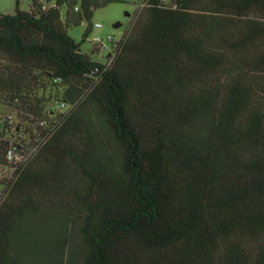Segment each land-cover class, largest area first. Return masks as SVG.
<instances>
[{
    "label": "trees",
    "instance_id": "obj_1",
    "mask_svg": "<svg viewBox=\"0 0 264 264\" xmlns=\"http://www.w3.org/2000/svg\"><path fill=\"white\" fill-rule=\"evenodd\" d=\"M44 1L0 15V264H264V0H137L110 64L67 30L123 0Z\"/></svg>",
    "mask_w": 264,
    "mask_h": 264
},
{
    "label": "rangeland",
    "instance_id": "obj_2",
    "mask_svg": "<svg viewBox=\"0 0 264 264\" xmlns=\"http://www.w3.org/2000/svg\"><path fill=\"white\" fill-rule=\"evenodd\" d=\"M38 1L45 4L44 0ZM16 2L17 0H0V15H13L16 9ZM32 3L33 0H18V7L20 10L29 11L32 7ZM138 8L137 0H123L122 2L113 3L97 9L93 13L90 22L92 25L91 32L84 40L83 37L88 27V22L86 21L78 26L69 28L67 32L76 43H80L82 52L91 56L93 60L107 63L112 48H116L130 31V28L135 21ZM64 13L65 10H62L63 15ZM95 24H101L102 28H95ZM115 24L120 25L115 27ZM108 36L113 38L112 43L106 42ZM96 37H99L106 42L103 48L95 43ZM0 63H5L1 57ZM5 103L6 104L2 101V104H0V113L15 115L16 110L13 106L8 105V102ZM1 194L2 189L0 187V196Z\"/></svg>",
    "mask_w": 264,
    "mask_h": 264
},
{
    "label": "built area",
    "instance_id": "obj_3",
    "mask_svg": "<svg viewBox=\"0 0 264 264\" xmlns=\"http://www.w3.org/2000/svg\"><path fill=\"white\" fill-rule=\"evenodd\" d=\"M164 4L169 5L171 0H161ZM143 4L140 3L138 7H142ZM95 28H102L101 24H95ZM109 43L113 42V38L108 36L107 41ZM104 40H102L99 37L95 38V43L97 45H100L102 48L104 47L105 43ZM116 55V52L114 49L111 50V53L109 54V61L108 64L112 62L113 57ZM71 106L67 103L60 102L57 104V109L64 113L70 110ZM3 123H7L8 126L14 125V116L8 115L5 120H0V127L3 125ZM45 122L40 121L39 125L40 127H43ZM1 140V139H0ZM40 142L36 143V145L28 146V145H21V146H15L12 141H10L6 152H5V164L0 165V178H7L11 177L14 173H16L20 168L25 166L28 162L32 160V158L36 155L40 148Z\"/></svg>",
    "mask_w": 264,
    "mask_h": 264
},
{
    "label": "water",
    "instance_id": "obj_4",
    "mask_svg": "<svg viewBox=\"0 0 264 264\" xmlns=\"http://www.w3.org/2000/svg\"><path fill=\"white\" fill-rule=\"evenodd\" d=\"M120 24H115V27H118Z\"/></svg>",
    "mask_w": 264,
    "mask_h": 264
}]
</instances>
